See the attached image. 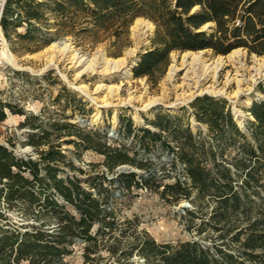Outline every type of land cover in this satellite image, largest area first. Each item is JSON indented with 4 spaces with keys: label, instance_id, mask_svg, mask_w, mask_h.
I'll return each mask as SVG.
<instances>
[{
    "label": "trees",
    "instance_id": "1",
    "mask_svg": "<svg viewBox=\"0 0 264 264\" xmlns=\"http://www.w3.org/2000/svg\"><path fill=\"white\" fill-rule=\"evenodd\" d=\"M141 16L152 20L156 31L133 71L154 84L175 50L228 54L242 47L264 54V0H6L0 24L8 40L35 43V51L69 34L103 33V39L115 37L116 44ZM259 89L264 96V83ZM1 94L0 89V124L8 110L24 115L19 124L25 129L23 144L35 156L17 154L0 142V200L28 221L12 222L0 207V218L8 219L6 227L0 226V264H69L65 257L77 245L83 248L82 264H99L104 248L117 264H134V255L144 256L147 264H264V98L249 106L247 128L226 99L204 94L191 109L183 106L182 113L159 111L149 120L155 129L135 128L130 117L121 116L120 137L113 138L107 129L67 120L78 108L75 92L68 102L75 105L73 113L47 121ZM132 136L131 144L123 139ZM87 150L104 155L103 165L116 176L102 171L83 179L69 172L66 167L86 173L68 152L81 157ZM153 151L168 152L169 160L158 163L148 154ZM124 164L148 174L118 172ZM181 168L182 177L165 181L170 170ZM152 187H162L161 195L170 202L187 198L212 206L201 213L187 209L189 227L199 235L209 227L219 232L209 234L212 244L157 242L138 228L139 218L124 220L133 228L130 236L119 224L116 188L123 193ZM196 218L202 221L197 224Z\"/></svg>",
    "mask_w": 264,
    "mask_h": 264
},
{
    "label": "rangeland",
    "instance_id": "2",
    "mask_svg": "<svg viewBox=\"0 0 264 264\" xmlns=\"http://www.w3.org/2000/svg\"><path fill=\"white\" fill-rule=\"evenodd\" d=\"M2 3L3 0H0V9ZM134 22L130 26L129 32L124 34L116 44H114L115 37L103 39V33L101 36L84 35L80 37L69 34L57 38L54 42H58L61 46L69 43L82 56L95 57L104 52L111 58L124 57L129 49L136 47L134 46L136 39L141 35L148 40L146 48L149 49L152 46L156 25L154 28H146L145 33L141 32L139 35H135L132 27ZM20 31H24V28H20ZM5 44L17 57L20 66L13 65L4 58L2 50ZM50 45L34 51L36 49L35 43H25L17 37L10 41L6 38L2 27L0 28V89L2 98L34 114L42 113L46 121L52 116L56 117L57 114H72L75 105H68V102L71 100V92H75L79 100L78 108L75 111V116L67 118V120L96 125L101 129H107L109 136L119 138L121 116L130 117L135 128L145 126L155 129L149 120L155 119L159 111L182 113L185 111L182 109L183 106L191 109L192 101L189 100L192 97L203 93L195 87L193 80H186L187 68L182 65V55L185 51L175 50L171 53V63L166 73L157 84H154L147 76H132L130 79L124 76L123 70L134 59L132 56H129L127 62L119 69L107 68L104 63H98L94 69L84 70V67L77 60L71 59L59 50L56 53L53 52L49 49ZM242 49L240 58L236 62L229 61L220 71L217 81L209 79L204 82L203 88L214 82L218 88H225V94L211 92L205 94L212 95L217 99H226L239 124L247 128L248 121L252 118L248 111L250 106L248 100L252 99L253 101L261 95L259 85L264 83V69L258 71V67L264 62L261 58L264 54L250 53L248 49ZM140 52L139 49L137 57L141 56ZM51 54H55L54 61L50 57ZM220 55L227 54L216 53L213 49H207L205 52L208 61H212ZM256 55L262 60H258ZM175 56L181 68L173 79H169L167 75ZM237 75L242 79L241 82L237 79L230 81V77ZM69 83L75 84V86L86 85L89 94L81 92ZM100 84L103 86L99 87ZM70 103L73 104L72 101ZM235 110H238V113ZM8 113V120L0 124V142L10 140L13 143L9 144V147L17 154H33L35 156L33 148L23 144L26 134L25 130L23 131L19 127V124L24 120V115L12 113L10 110ZM82 118H88L91 122L83 123ZM191 122L196 130L197 122L193 116ZM7 123L12 125L4 127ZM203 128L208 129L206 125H203ZM133 138L132 136L123 139L131 144ZM136 147L139 148L138 145ZM68 154L79 167L86 169V173L80 174L79 171H72L66 167L67 170L78 174L83 179L88 175L94 176L98 172L102 173V171H105L109 177L116 176L115 172L108 171L103 165L104 155L98 152L87 150L81 157H77L71 152ZM148 154L160 164L169 160V153L166 151H153ZM120 166L116 168L118 172L123 171L119 169ZM137 170L145 175L148 174L145 170ZM125 171H129V169ZM168 174L169 176L165 178V181L173 182L178 176H183L182 168L178 171L170 170ZM84 184L87 185L85 182ZM160 190L162 187L159 190L155 187L133 188L131 191L125 190L121 193L120 189L116 188V196L119 198L114 202V206L118 210L120 226L132 236L133 228H129L124 220L126 218H139L138 228L149 232L157 242L176 243L180 240L197 239L206 245H211L212 241L208 237L209 234L216 237L219 232L209 227L207 231L199 235L196 227H189L191 219L187 209L201 213L211 210L212 206L206 205V201H199L195 204L187 198H182L178 202H170L161 195ZM3 212L11 217L9 219L12 222L17 224L28 222L20 217L16 209H9L6 206ZM240 219L242 220V216ZM30 221L32 222V219ZM201 221L202 218L195 219L197 224ZM7 223V218H0V226L6 227ZM117 233H120V230ZM233 246L237 247V245ZM65 259L69 264H82L84 261L82 246L77 245L73 253L67 255ZM132 260L134 264H147L146 258L141 255H134ZM113 261L109 250L104 248L101 251L99 264H117Z\"/></svg>",
    "mask_w": 264,
    "mask_h": 264
},
{
    "label": "bare ground",
    "instance_id": "3",
    "mask_svg": "<svg viewBox=\"0 0 264 264\" xmlns=\"http://www.w3.org/2000/svg\"><path fill=\"white\" fill-rule=\"evenodd\" d=\"M134 23L135 24L132 27H133V31L135 35H139V33L141 32L145 33L146 28L155 27V23L152 20L146 19L144 17H138ZM140 38H142V35L141 37L136 39V44L134 45L136 47L129 49L126 53V56L119 57V58H111L107 56L104 52L95 57H87L84 55L82 56V55H79L74 49V47L69 43H65V45L61 46L59 45L58 42H53L49 46V49L53 50V52L55 53L59 50L62 53L69 56L71 59L77 60L79 64H81L84 67V70L94 69L98 63H104L107 66V68L119 69L122 67V65L125 64V62H127L129 56L136 55V52L138 50L137 43ZM242 50H243L242 47L236 48L230 53H228L227 55H220L212 61H208L209 59L205 57L206 50H187L185 51L182 55V65L185 68H187V72L185 74L186 80H193L196 85L195 87L200 89L199 92H211L215 94H225L226 93L225 88H218L215 82L210 84L206 88H203V84L205 81L209 79H213L214 81H217L222 68L229 61L236 62L240 58ZM2 51L4 53V58H6L8 62L12 63L13 65L20 66V64L18 63L17 57L12 53V51L8 48L6 44ZM54 56L55 54L50 55L52 61H54ZM256 58L258 60L261 58L264 60V56L260 58L258 55H256ZM179 64L177 63V58L175 56L174 62L171 64L168 75H167L169 79H173L176 76L177 72L181 68ZM262 68L264 69V62L260 67H258V71H260V69ZM123 74L125 77L130 79L133 76L132 66L131 65L126 66L125 69L123 70ZM229 79L230 81L237 79L239 82H241L242 80L241 78L238 77V75L230 77ZM102 86L103 84H100L99 87H102ZM76 87L80 89L81 92L85 94H89L86 85H80ZM252 102H253L252 99L248 100L249 105H251ZM235 111L238 113V110H235Z\"/></svg>",
    "mask_w": 264,
    "mask_h": 264
},
{
    "label": "water",
    "instance_id": "4",
    "mask_svg": "<svg viewBox=\"0 0 264 264\" xmlns=\"http://www.w3.org/2000/svg\"><path fill=\"white\" fill-rule=\"evenodd\" d=\"M5 2H6V0H3L2 7H1V11H0V20H1L2 13H3V9H4ZM196 8H197V7H195L194 10H195ZM210 25H211V23H207V24H205V25L203 26L202 29H207ZM0 26H1V24H0ZM135 44H136V42H135ZM137 44H138V50H139V49L141 50V52H140L141 55H142L143 53H145V52L148 51V49L146 48L147 45H148V42H147V39H146V38H143V37L140 38V39L138 40V43H137ZM138 50H137V52H136V55H135V56H132V57H134V59H133V60L131 61V63H130V65L132 66V69H133L136 65H138V62L140 61V57H137ZM200 50H207V49H200ZM133 76H134V71H133ZM69 84H70L71 86L76 87L75 84H72V83H69ZM76 88H77V87H76ZM77 89H78V88H77ZM78 90H80V89H78ZM80 91H81V90H80ZM205 93H208V92H203L202 94H198V95L192 97L189 101H193L194 99H196V97H198V96H200V95H203V94H205ZM258 98L263 99L264 96H263V95H259ZM252 103H253V102H252ZM251 105H252V104H251ZM251 105H250V106H251ZM168 107H173V106H168ZM82 122H83V123H89V122H91V120L88 119V118H82ZM119 169H120V170H123V171L128 170V169H129L130 171H135V170H137V169H135L134 167H131V166H129V165H121Z\"/></svg>",
    "mask_w": 264,
    "mask_h": 264
},
{
    "label": "built area",
    "instance_id": "5",
    "mask_svg": "<svg viewBox=\"0 0 264 264\" xmlns=\"http://www.w3.org/2000/svg\"><path fill=\"white\" fill-rule=\"evenodd\" d=\"M10 130H12V127H10ZM22 130L24 131L25 129H22ZM1 143L5 144L6 146H9V144H10L9 141H4V142H1ZM0 205H1V210L4 211V208H6V206H7V203H6L4 198H2L0 200Z\"/></svg>",
    "mask_w": 264,
    "mask_h": 264
},
{
    "label": "crops",
    "instance_id": "6",
    "mask_svg": "<svg viewBox=\"0 0 264 264\" xmlns=\"http://www.w3.org/2000/svg\"><path fill=\"white\" fill-rule=\"evenodd\" d=\"M8 118H9V117H7V119H6V120H8ZM6 120H5V121H3V123H4V122H6ZM7 125H12V124H11V123H9V124L7 123V124H5V126H4V127H6Z\"/></svg>",
    "mask_w": 264,
    "mask_h": 264
}]
</instances>
